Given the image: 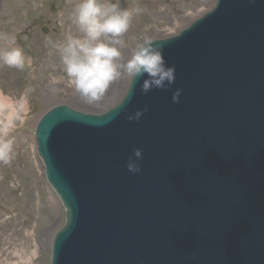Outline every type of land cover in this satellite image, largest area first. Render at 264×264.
Returning <instances> with one entry per match:
<instances>
[{
    "label": "water",
    "instance_id": "95a60500",
    "mask_svg": "<svg viewBox=\"0 0 264 264\" xmlns=\"http://www.w3.org/2000/svg\"><path fill=\"white\" fill-rule=\"evenodd\" d=\"M157 41L176 68L167 91L143 94L138 80L102 114L58 105L39 117L67 209L52 264H264V0H219Z\"/></svg>",
    "mask_w": 264,
    "mask_h": 264
},
{
    "label": "rangeland",
    "instance_id": "374dc122",
    "mask_svg": "<svg viewBox=\"0 0 264 264\" xmlns=\"http://www.w3.org/2000/svg\"><path fill=\"white\" fill-rule=\"evenodd\" d=\"M216 1L119 0L122 7L141 9L121 39L131 48L145 37L165 38L188 27ZM77 2L0 0V48L5 46V36H15L33 58L32 66L23 70L0 63V91L18 96L28 89L30 102V111L12 134L15 155L8 164L0 162V264H51L53 238L66 221L63 203L47 181L37 153L32 130L40 115L57 103L102 113L117 104L128 88L126 78H120L102 97L86 101L63 71L58 53L48 42L62 41L69 30L76 32L71 12ZM46 26L47 34L42 31ZM129 55L125 51L123 59Z\"/></svg>",
    "mask_w": 264,
    "mask_h": 264
},
{
    "label": "clouds",
    "instance_id": "9594fccd",
    "mask_svg": "<svg viewBox=\"0 0 264 264\" xmlns=\"http://www.w3.org/2000/svg\"><path fill=\"white\" fill-rule=\"evenodd\" d=\"M140 11L138 6L122 7L119 0L115 3L111 0H78L71 12L76 32L69 30L62 41L48 42L58 53L63 71L81 97L96 100L120 78H126L128 82L124 101L132 94L138 80H142L140 91L143 94L154 89L167 91L175 83L176 68L168 65L164 57V41L145 37L128 48L121 39ZM3 39L5 46L0 48V63L20 70L26 66L30 68L33 58L25 54L16 37L5 36ZM125 51L130 53L126 60L123 59ZM182 92L180 87L175 89L171 97L173 103L179 102ZM29 111L28 89L18 96L0 91V162L8 164L13 159L16 138L12 134ZM147 111L145 105L127 114V120L139 122ZM142 158L143 150L134 149L126 164L127 170L139 173ZM192 258L195 259V253Z\"/></svg>",
    "mask_w": 264,
    "mask_h": 264
},
{
    "label": "bare ground",
    "instance_id": "6f19581e",
    "mask_svg": "<svg viewBox=\"0 0 264 264\" xmlns=\"http://www.w3.org/2000/svg\"><path fill=\"white\" fill-rule=\"evenodd\" d=\"M170 35H171V34H170ZM82 98H83V97H82ZM98 99H99V98H98ZM96 100H97V99H96ZM86 101H87V100H86ZM94 101H95V100H94ZM57 104H58V103H57ZM57 104H55V105H57ZM55 105H53V106H55ZM53 106H52V107H53Z\"/></svg>",
    "mask_w": 264,
    "mask_h": 264
}]
</instances>
